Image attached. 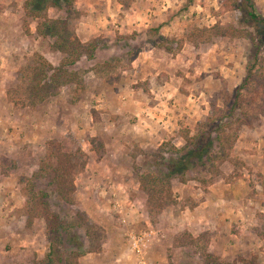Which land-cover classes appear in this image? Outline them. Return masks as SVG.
I'll return each mask as SVG.
<instances>
[{
	"label": "rangeland",
	"instance_id": "1",
	"mask_svg": "<svg viewBox=\"0 0 264 264\" xmlns=\"http://www.w3.org/2000/svg\"><path fill=\"white\" fill-rule=\"evenodd\" d=\"M25 2L0 0V264H41L50 250V235L55 236L47 217L52 212L63 221H72L78 210L89 216L91 229L97 231L99 240L94 244L101 245L99 251L81 256L79 264L92 263L89 258L85 259L89 254H96L91 256L95 257L93 264H127V260L117 262L120 254L114 255L109 263L104 257L105 249L111 247L109 243L107 247L104 245L109 237L108 229L121 230L120 243L125 247L122 252L125 255L130 251L132 255L129 264H140L130 244L131 235L150 231L153 234L145 256L147 264L161 261L152 260L151 252L159 247L160 239L166 238L171 246L163 243V247L157 249L158 256L162 252L165 260L159 264H206L207 253L224 264L242 258L247 259L248 264H260L259 254L239 252L235 241L212 245L209 229L193 233L188 228H178L181 211L193 208L196 203L192 193L199 186L204 190L206 184L199 182L197 187L193 183L197 180L193 178L186 182L172 179L174 199L179 203L161 211L155 207L152 214L140 176L164 169L162 165L157 166L160 158L155 155L164 143L186 147L184 133L197 135L202 128H208L199 123L211 117L218 123V118L228 111L233 93L246 75L250 42L247 38L231 36H214L205 42L209 38L198 34L217 23L236 22L237 27L243 28L240 24L245 12H242V3L239 0H125V3L77 0L75 13L70 18L64 9L51 8L48 16L57 20L67 17L71 31L84 44L102 40L96 59L81 60L69 68L82 76L83 87L69 84L63 86L59 94L35 106H16L10 93L19 83L22 68L33 61L35 54L43 55L56 66L65 57L53 51L50 42L36 33L39 20L27 18ZM255 2L259 12L264 14V0ZM82 22L92 26L97 23L96 32L89 39L78 35ZM159 25H164L161 35L177 39L174 48L182 44L177 53L154 47L150 42L158 39L150 35V30ZM27 27L31 33L26 32ZM195 39L200 43L198 46L194 44ZM137 50H141L139 56L132 64L128 63L126 54ZM105 61L113 67L108 72L102 71L104 76L90 70ZM119 92L142 102L143 106L139 107L144 108V103L149 107L161 103L162 108L157 105V110L151 113L155 115L152 118L155 125L146 122L147 127L164 130V123L170 128L177 123L175 130L167 132L165 137L159 134L149 139L155 145L142 148L139 143L147 140L143 137L147 132L138 129L141 117L133 114V106L131 110L118 107ZM263 98L262 91H256L251 97L253 122L262 110ZM240 115L237 110L235 116L226 120L228 126L224 131L218 130L223 139H229L225 140L224 152L230 151L238 172L244 163L235 155L236 145L243 134L249 137L244 130L249 124L242 125ZM74 120L78 121L77 126ZM259 123H264V116ZM96 137L104 142V151L93 149L92 139ZM52 153L76 158L75 168L67 173L75 187L70 194L71 203L54 194L50 180L34 177L33 173ZM50 164L58 165L55 157L50 159ZM192 176L218 177L209 173L207 167L200 171L194 169ZM180 182L190 184L182 190L176 187ZM42 192L49 196L45 198ZM182 194L180 200L178 197ZM45 202L48 208H44ZM137 217L147 219V223L138 221ZM88 231L85 225L70 228L68 234L86 238ZM62 236L67 239L65 230ZM191 238L195 242L189 243Z\"/></svg>",
	"mask_w": 264,
	"mask_h": 264
},
{
	"label": "trees",
	"instance_id": "2",
	"mask_svg": "<svg viewBox=\"0 0 264 264\" xmlns=\"http://www.w3.org/2000/svg\"><path fill=\"white\" fill-rule=\"evenodd\" d=\"M76 1L77 0H26L25 12L27 18L39 20L36 33L50 42L53 51L64 54L65 57L62 62L56 66L43 55L36 53L33 61L22 68L19 83L10 93L12 102H14L16 106H35L38 102H43L51 96L59 94L61 88L69 84H76L78 87L84 86L83 78L78 71H72L69 68L76 65L81 60H95L96 53L100 47V41L102 40L97 39L92 43L84 44L71 31L68 18L75 13L74 8ZM118 1L120 3H125V0ZM191 2H194V0H191ZM239 3H242V12L245 11L240 20V24L244 25L243 28L237 27L236 22H230L226 25L217 23L212 29L205 28L199 31L200 33L198 35L209 38V40H205V42L212 40L214 36L247 38L250 42V48L248 51L245 78L235 89L231 104L227 108L228 111L225 112L222 117L218 118V123H214L213 117H211L209 121L198 124L208 127L207 129L202 128L201 133L193 136H190L189 131L184 133L183 137L187 141L186 147L179 148L164 143L160 146L157 153H155V155L160 158V160L156 162L157 166L160 168L162 165L164 169H160L159 172L156 170L155 172L147 173V175H140L142 188L149 196L148 205H152V214L155 213V209H153L155 207L161 211L166 209L169 205H176L179 203L174 199L172 179L179 178L180 181L186 182L193 178L207 186L213 181V177L206 179L192 176L194 169L200 171V169L207 167L209 173L214 176H219L221 174L222 164L225 161H234L230 151L227 153L224 152L225 140L227 141L229 139H223V136L220 135L218 130L224 131L225 127L228 126L226 120L235 116L237 110H240L241 115L239 120L242 125H258L260 124L261 116H264V104L260 106L262 110L258 111L256 115L257 120L254 122L251 119L250 113L252 95H254L256 91L264 92V14L259 12L255 0H239ZM187 7L188 5L186 8ZM51 8L64 9L68 18H60L58 20L51 19L48 16V12ZM163 26L164 25H159L150 30V35L158 38L157 40L151 39L150 42L154 47L165 49L169 53H177L182 48V44L178 48H174L173 44L177 39H169L161 35ZM26 32L31 33L28 27ZM194 44L198 46L200 43L195 39ZM140 52L141 50L128 52L126 54L128 63L132 64L139 56ZM118 61L122 62V58H119ZM111 67H113V65L105 61L104 63L94 65L90 70H93L97 74L102 73L101 75L104 76L105 74L102 71L105 70V72H108ZM117 78H120V76ZM99 140V137L93 138L92 144L94 145L93 149L96 148L97 151L101 152L105 150V144ZM59 154L60 153H52L48 158H45L41 164L42 166L33 174L35 179L42 177L50 180L49 185L52 186L54 194L56 193L57 196L71 203L73 200L70 194L74 191L75 187L74 180L70 179L67 173L75 168L77 164L76 158L68 154ZM54 157L58 162L56 167L50 164V159ZM32 186L36 185L32 184ZM42 193L45 198L49 196L48 193ZM196 204L197 203L192 205V207ZM48 205L49 204L45 202L44 208H48ZM46 215L47 214H45V216ZM47 218L50 224V230L53 234L55 233V236L53 237L50 235V250L41 264H79V258L81 256L86 255L90 251H99L101 249L100 244H94L99 241L97 231H92V223L86 213L78 210L72 221H63L59 215H53L52 212ZM85 225L89 227L88 237L84 238L80 235L68 234L70 228L76 229ZM63 230L67 232V239L62 236ZM178 240L179 239H176V241ZM199 241L200 240H198V244ZM193 242H195V240L191 238V242L189 243ZM87 244L91 245L88 246ZM205 263L224 264L220 262L219 259H214L213 255L210 253L206 254ZM239 263L248 264V260L242 258L235 261V263L225 264Z\"/></svg>",
	"mask_w": 264,
	"mask_h": 264
},
{
	"label": "crops",
	"instance_id": "3",
	"mask_svg": "<svg viewBox=\"0 0 264 264\" xmlns=\"http://www.w3.org/2000/svg\"><path fill=\"white\" fill-rule=\"evenodd\" d=\"M105 17L106 16L100 17V21ZM96 25L97 23L92 26V24L86 25L82 22L77 29V31L80 32L78 35H82L83 39H89V36L96 32ZM106 28L108 29H106L108 32L111 31L110 27ZM166 93H168V91ZM119 96L121 97L118 100V107L120 106L121 110H125L128 107L131 110L133 106V114L141 117L138 129L142 128L143 132H147V136L143 135L147 140H141L139 143L142 148L145 149L155 145L153 141H149V139L153 140L155 139V136H159V134L160 136L165 137L167 132L175 130L177 123L171 128L169 125H166L167 123H164L165 127H163V129L165 131L161 130V127H156V129H154L155 127H147L149 126V123H153L152 118L155 115L151 113L155 109L157 110V105L159 108H162L159 106L161 103L157 104L155 107H149L146 105L147 103H144L143 108L139 107L141 104L143 106L142 102L139 103L137 100H133V98L128 97L126 94L122 95V93L119 92ZM169 120L171 119L169 118ZM146 122H148V124ZM144 123H146V125H144ZM73 124L77 126L78 121L74 120ZM152 125L154 126L155 123ZM244 128L249 137L247 138L246 135L243 134L236 145L235 151V155L239 156L244 163L242 170L239 172L235 171L233 163L225 161L221 166V174L218 177H215L213 179L214 181L207 185L205 190L201 189L199 181L195 180L196 182L193 183H196V186L199 187L192 193V197L197 204L193 208H186V210L181 211L177 226L178 228L181 226L184 229L188 228L193 233L209 229L210 234L212 235V245H220L223 242L235 241L237 243L236 246H239V252L255 251V253L259 254L260 264H264V123H260L259 126L255 125L254 127L249 125ZM154 142L156 143V141ZM106 143L108 146L107 140ZM158 146H160V144ZM177 146L179 147V145ZM118 150H120L119 146L117 151ZM121 159L123 160V158ZM125 159L127 160L128 158ZM190 183L192 182L190 181ZM190 183L185 184L180 182L176 187H181L182 190H186ZM178 198L182 200L183 194ZM139 218L140 217H137L138 221L147 223V219ZM108 230L109 237L104 245L107 247L106 244L109 243L111 247L110 249H105V254L103 253L107 262H112L114 255L120 254L117 262H124L127 260V264H129L132 255L130 251L125 255L123 254L124 252H122V250H125V247L120 243L121 230ZM163 243H167L170 248L171 243L167 238L158 241V248H162ZM158 248L155 247L151 252L152 260H155V262L158 260H164L162 252H160V257L158 256ZM160 251L162 250L160 249ZM247 252L245 254H248ZM93 255L96 256V254L85 256V259L89 258L88 260L92 262H85V264H93V262H95V257H91ZM97 256H101V254H98ZM161 261H158V264Z\"/></svg>",
	"mask_w": 264,
	"mask_h": 264
},
{
	"label": "built area",
	"instance_id": "4",
	"mask_svg": "<svg viewBox=\"0 0 264 264\" xmlns=\"http://www.w3.org/2000/svg\"><path fill=\"white\" fill-rule=\"evenodd\" d=\"M153 232H145L141 233L139 235L132 234L130 239V244L132 247V250L136 252V255L138 257V261L140 264H147V261L145 259V256L147 254L148 245L151 243V236Z\"/></svg>",
	"mask_w": 264,
	"mask_h": 264
}]
</instances>
